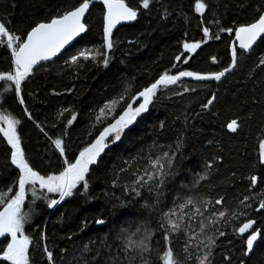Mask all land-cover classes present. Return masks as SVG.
Wrapping results in <instances>:
<instances>
[{
    "label": "trees",
    "instance_id": "1",
    "mask_svg": "<svg viewBox=\"0 0 264 264\" xmlns=\"http://www.w3.org/2000/svg\"><path fill=\"white\" fill-rule=\"evenodd\" d=\"M124 2L137 16L113 30L110 50L107 5L89 0L87 31L70 48L51 63L34 66L19 92L13 82L0 81V115L19 121L20 147L40 175H59L67 163H75L165 73L231 70L218 81L184 76L159 85L147 111L89 165L86 189L81 182L60 200L58 192L41 189L38 182L27 185L21 213L28 215L29 264H164L169 246L176 264H199L209 252L206 264H264V240L246 254L249 234L238 233L255 220L254 230L264 236V35L250 52L235 47L232 68L236 32L264 15V0H149L148 8L142 0ZM198 2L206 5L203 13L196 10ZM81 3L0 0V22L24 40L37 24ZM0 41V74H14L7 38ZM186 43L200 46L189 52ZM85 50L100 55L73 63L72 57ZM232 120L238 123L235 132L227 127ZM6 125L0 120V129ZM56 139L63 141V153ZM13 151L0 131V193L5 194L0 211L19 192L22 173L12 162ZM52 200L59 202L50 207ZM169 219L178 230H171ZM141 241L150 251L136 247ZM8 244V238L0 243V264H11L3 259Z\"/></svg>",
    "mask_w": 264,
    "mask_h": 264
},
{
    "label": "snow or ice",
    "instance_id": "2",
    "mask_svg": "<svg viewBox=\"0 0 264 264\" xmlns=\"http://www.w3.org/2000/svg\"><path fill=\"white\" fill-rule=\"evenodd\" d=\"M104 3L107 5L108 10L105 34L107 38V49L110 50L113 46L111 41L112 29L121 21L136 19L137 12L128 7L124 0H104ZM142 3L144 8L149 7V0H142ZM195 7L198 12L203 13L206 5L202 2H198ZM88 8L89 0H82L80 6L74 10L57 18H53L48 23L37 24L31 29L24 40H21L19 36L9 34L5 24L0 22V36L7 38V45L11 48L15 64L14 74L11 72L7 74H0V81L13 82L15 90L19 92L21 82L32 73L34 66L39 64L41 61H48L52 57L56 56L57 53H59L60 50L69 43V41L78 36L80 33L86 31V26L82 23V19ZM225 31L231 32L232 30L226 29ZM203 32L205 37L209 35L208 28L205 27ZM262 35H264V15H261L258 21L252 23L251 25L241 26L236 32V38L240 42L239 46L241 49H251L258 37H261ZM0 43H3V41H0ZM199 46V44L184 45L185 49L189 50H194ZM96 55H100V53L97 52L94 55L92 50H85L80 52L78 56L72 57V62H77L80 57H83L84 59H95ZM103 55L105 56L103 63L107 66L108 60L106 53ZM232 56V67H234L237 57L235 47H233ZM177 59H179V57H177ZM261 63H264V59L261 60ZM230 70L231 67L213 75L180 72L176 76H169L165 73L160 80L139 93V96L144 97L143 103L135 109H133L131 104H129L123 114L113 124L106 127L91 146L85 148L80 153V157L75 161V163H67L66 161L67 167L64 171L59 175L54 176L45 177L40 175L39 172L33 170L25 159L23 149L20 147V138L16 132V125L19 121L11 118L10 116L0 115V120L7 123V128L0 129V131L3 132V135L7 138L8 143L14 149L12 153V162L21 170L22 173L18 180V194L11 200L10 203L7 204L3 211H0V236L5 235L6 233L11 236V243L7 245L6 251L3 252V259L10 261L11 264H29L28 248L30 240L27 236L23 235L26 217L21 214V205L26 195V185L34 186L38 182L41 189H46L50 193L58 192L60 194V200H63L67 196H71L73 194V189L81 182H84L83 186L86 189L87 181L85 180V175L88 172L89 165L96 161L100 153L109 146V143H115L120 140L123 129L127 127L137 115H139L142 111H147V105L151 102V98L155 95V90L159 85L175 83L184 76H195V78L199 80L215 79L218 81L225 75L226 72ZM214 99L215 96L208 101V104L210 105ZM20 102L23 103L22 98ZM112 103L115 104L116 101H113ZM207 106L208 105H205V107ZM106 107L110 108L111 105H106ZM101 112L103 113V109ZM126 117L127 119H125ZM73 120H75V116L68 121V124L71 125ZM227 127L231 131L235 132L237 130L238 123L236 120H232ZM109 136H111L112 139L110 142L106 143ZM54 144L61 151V153H63V141L61 139H56ZM260 147L261 149H264V143H262ZM169 163H171V160H169ZM154 164L160 165L159 171L163 174V165L160 164V161L157 160ZM141 179H143V177H141ZM253 180H255V178H253ZM32 195L33 197H37L35 188L32 189ZM4 198L5 194L0 193V202H3ZM58 202L59 201L57 200H52L49 206L51 207ZM222 202V200H218L216 203L220 204ZM192 203L193 202L190 199L187 201V204ZM185 206L186 205H181V207ZM260 208H264V202L260 204ZM196 210L199 211V209ZM224 215V211L219 212L220 217H223ZM98 223H103V221H98ZM168 223L172 231L179 229V224L175 221L169 219ZM254 223L255 221H249L248 223L243 224V226L239 228V233L244 234L249 232ZM18 234H20L19 238ZM221 235H223V233H221ZM165 239H167V237H165ZM258 239L264 240V236L261 235L260 230L256 229L251 231L246 237V254L252 252L254 244ZM136 247L141 248L142 251H150L143 241L136 245ZM45 252L47 253L48 259L51 261L53 254L51 251H48L47 246H45ZM210 254L211 253L209 252L200 257L199 264H206ZM162 260L164 264H176L174 252L170 246L163 253Z\"/></svg>",
    "mask_w": 264,
    "mask_h": 264
},
{
    "label": "water",
    "instance_id": "3",
    "mask_svg": "<svg viewBox=\"0 0 264 264\" xmlns=\"http://www.w3.org/2000/svg\"><path fill=\"white\" fill-rule=\"evenodd\" d=\"M74 10V9H73ZM89 10H90V6H89V8H88V10L85 12V14H84V17H83V19H82V23H84L85 24V19H86V17H87V15H88V13H89ZM72 11V10H71ZM108 11V10H107ZM129 21V20H128ZM128 21H121V22H119L118 24H116V26L112 29V32H113V30L116 28V27H118V26H120V25H123V24H125V23H127ZM50 22V21H49ZM42 23H48V22H42ZM85 26H86V31H87V25L85 24ZM106 26H107V19H106ZM34 28V27H33ZM31 31V30H30ZM86 31L85 32H83V33H80L78 36H76V37H74L71 41H69V43L68 44H66L65 46H64V48L63 49H61L60 50V52L59 53H57V55L56 56H54V57H52L50 60H48V61H41L39 64H37V65H41V64H47V63H51L54 59H56L59 55H61L63 52H65L68 48H70L81 36H83L85 33H86ZM26 39V38H25ZM260 39H261V37H258V39H257V41L252 45V47H251V49H241L240 48V42L237 40V38H236V35H235V37H234V39H233V41H232V48L233 47H236V48H238L240 51H243V52H250V51H252L255 47H256V45L258 44V42L260 41ZM236 62H237V57H236ZM236 65V64H235ZM232 68H234V67H232ZM261 162L264 164V149H262V152H261ZM7 206V204L2 208V210L1 211H3L4 210V208ZM250 221H255V220H250ZM249 221H247V222H245V223H248ZM244 223V224H245ZM100 224V223H99ZM243 226V224L240 226V227H242ZM255 226H256V222L253 224V227H252V229H250L249 230V232H246V233H244V234H241V233H239V229H238V233H239V235L240 236H245V235H248V234H250V232L251 231H253L254 230V228H255ZM239 227V228H240ZM5 238H8V240H9V243H11V236H10V234H5V235H3V236H0V243L5 239ZM18 238H19V234H18Z\"/></svg>",
    "mask_w": 264,
    "mask_h": 264
},
{
    "label": "rangeland",
    "instance_id": "4",
    "mask_svg": "<svg viewBox=\"0 0 264 264\" xmlns=\"http://www.w3.org/2000/svg\"><path fill=\"white\" fill-rule=\"evenodd\" d=\"M186 44H189V45H193V44H197V43H186ZM198 48V47H197ZM197 48H195V49H197ZM194 49V50H195ZM189 52H191V51H193V50H189V49H187ZM169 76H173V75H169ZM152 98H153V96H152ZM152 98H151V100H152ZM144 102V97H141V100L137 103V104H134L133 106H132V108L133 109H135V108H137L141 103H143ZM150 104V103H149ZM149 104L147 105V108H148V106H149ZM145 111H142L139 115H137L136 117H135V119L128 125V126H130L131 124H133L134 122H135V120L141 115V114H143ZM125 119H127V117L125 118ZM127 126V127H128ZM4 128L6 129L7 128V125L6 126H4ZM126 128V127H125ZM26 187H27V185H26ZM22 214V213H21ZM28 217V215H25V217ZM26 220H28L27 218H26ZM26 220H25V222H26ZM25 224V223H24ZM25 226V225H24ZM25 234V230L23 229V235ZM20 235V234H19Z\"/></svg>",
    "mask_w": 264,
    "mask_h": 264
},
{
    "label": "bare ground",
    "instance_id": "5",
    "mask_svg": "<svg viewBox=\"0 0 264 264\" xmlns=\"http://www.w3.org/2000/svg\"><path fill=\"white\" fill-rule=\"evenodd\" d=\"M59 198V197H58ZM27 224V223H26ZM32 236V235H31Z\"/></svg>",
    "mask_w": 264,
    "mask_h": 264
}]
</instances>
